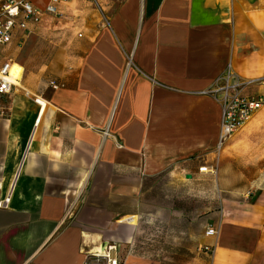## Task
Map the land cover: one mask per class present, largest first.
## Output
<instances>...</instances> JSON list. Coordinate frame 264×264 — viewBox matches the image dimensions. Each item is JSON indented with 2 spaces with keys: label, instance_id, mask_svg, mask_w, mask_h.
<instances>
[{
  "label": "crops",
  "instance_id": "0c3cea01",
  "mask_svg": "<svg viewBox=\"0 0 264 264\" xmlns=\"http://www.w3.org/2000/svg\"><path fill=\"white\" fill-rule=\"evenodd\" d=\"M101 1L103 15L66 0L0 48L12 83L0 95V200L11 191L0 264H84L82 251L105 240L123 264H264V169L221 208L217 234L202 236L212 251L190 261L141 251L138 223L124 220L141 217L145 183L173 169L191 178V158L215 157L221 108L207 92L228 62L264 79V0ZM236 136L264 161V117Z\"/></svg>",
  "mask_w": 264,
  "mask_h": 264
},
{
  "label": "rangeland",
  "instance_id": "374dc122",
  "mask_svg": "<svg viewBox=\"0 0 264 264\" xmlns=\"http://www.w3.org/2000/svg\"><path fill=\"white\" fill-rule=\"evenodd\" d=\"M263 117L264 113H259L251 123L258 124ZM249 126L238 132L243 133ZM238 132L220 153L216 173L198 172L199 166L214 165V158L211 161L191 158L185 166L192 173L191 178L184 179L180 169H173L143 185L148 191L143 195L141 217L139 220L134 217L133 221L139 225L135 243L141 251L153 255L154 250L162 249L165 254L161 258L166 259L172 253L175 260L185 261L206 251L201 243L206 227H215L221 218V208L234 199L232 193L237 188H253L255 176L264 169V161L248 159L257 149L252 147L255 141L247 136L236 139Z\"/></svg>",
  "mask_w": 264,
  "mask_h": 264
},
{
  "label": "built area",
  "instance_id": "2783aa9c",
  "mask_svg": "<svg viewBox=\"0 0 264 264\" xmlns=\"http://www.w3.org/2000/svg\"><path fill=\"white\" fill-rule=\"evenodd\" d=\"M66 0H49L44 7L35 6L29 0H0V48L11 41L15 30L26 31L29 25L38 24L44 14L59 15L58 5ZM96 9L103 15L106 1L90 0ZM106 23V19L103 18ZM10 60H6L0 66V95L10 91L11 78L9 74ZM264 84L263 80L243 79L239 77L228 62L224 71L214 80L213 86L207 92L215 97L221 108L219 129L214 147L215 164L211 166H199L200 173H216L217 160L220 153L226 147L229 139L238 129L264 105V95L249 93L253 85ZM52 88L58 85L50 82ZM34 101L40 104L37 98ZM11 191L0 200V208L8 206ZM204 234L215 236L217 229L207 226ZM212 251L211 248H204ZM133 250V243L126 246L127 254ZM120 245L109 240L102 241L95 250H83L84 264H123Z\"/></svg>",
  "mask_w": 264,
  "mask_h": 264
},
{
  "label": "bare ground",
  "instance_id": "6f19581e",
  "mask_svg": "<svg viewBox=\"0 0 264 264\" xmlns=\"http://www.w3.org/2000/svg\"><path fill=\"white\" fill-rule=\"evenodd\" d=\"M13 68L15 69V72H13L14 73L13 77H16L18 75V73H19V69L16 66H13ZM12 81L14 83H16L15 79H12ZM38 100H39L40 104H42L44 106V103L42 102V100L41 99H38ZM124 220L133 222L134 221V217H126Z\"/></svg>",
  "mask_w": 264,
  "mask_h": 264
},
{
  "label": "water",
  "instance_id": "95a60500",
  "mask_svg": "<svg viewBox=\"0 0 264 264\" xmlns=\"http://www.w3.org/2000/svg\"><path fill=\"white\" fill-rule=\"evenodd\" d=\"M187 176V178H189V175H186Z\"/></svg>",
  "mask_w": 264,
  "mask_h": 264
}]
</instances>
